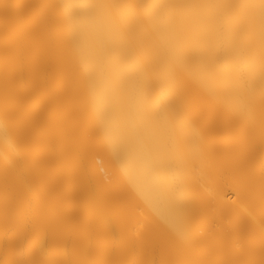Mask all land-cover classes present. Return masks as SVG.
I'll return each mask as SVG.
<instances>
[{"label":"bare ground","instance_id":"bare-ground-1","mask_svg":"<svg viewBox=\"0 0 264 264\" xmlns=\"http://www.w3.org/2000/svg\"><path fill=\"white\" fill-rule=\"evenodd\" d=\"M0 264H264V0H0Z\"/></svg>","mask_w":264,"mask_h":264}]
</instances>
